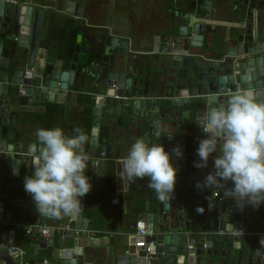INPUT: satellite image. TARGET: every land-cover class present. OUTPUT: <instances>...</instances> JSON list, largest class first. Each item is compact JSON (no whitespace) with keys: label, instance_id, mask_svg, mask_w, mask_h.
<instances>
[{"label":"water","instance_id":"1","mask_svg":"<svg viewBox=\"0 0 264 264\" xmlns=\"http://www.w3.org/2000/svg\"><path fill=\"white\" fill-rule=\"evenodd\" d=\"M66 1L68 10L82 15L85 0ZM183 2L187 10L179 16L182 23L175 26L177 33L155 37L154 49L170 75L159 87L149 88L137 73L128 71L127 38L106 37L99 49L93 41V53L77 40L66 51L39 61L36 53L43 7L30 0H0L1 213L13 215L22 207L30 213L36 210L23 182L34 174L38 150L13 131L17 119L38 102L59 96L69 101L73 93L86 90L87 77L96 89L89 93L92 149L101 157H110L122 147V138L126 142L142 138L150 145L161 144L176 158L180 175L187 169L185 150L191 146L180 133L198 145L207 138L198 122L206 119L211 107L238 90L252 89L258 102H264V0H233V16L240 30L230 44L224 42L207 56L202 49L194 52L192 48L202 46L203 33L210 25L203 20H209L212 0ZM8 39L12 43L6 52ZM182 116L185 118L180 120ZM175 148L182 155L177 156ZM203 181L180 176L168 202L157 199L154 190L146 195L148 203L145 211L137 213V226L150 231L146 240L153 243V249L146 251L132 244L115 257V264H264V202L255 207L237 203L228 191L232 182L228 187L198 188L197 183ZM75 216L82 223L81 213ZM86 226L83 222L82 228ZM85 238L89 240L75 234L72 259L61 250L58 264L89 263L85 257L95 255L86 248L93 242L86 241L83 248L80 243ZM31 245L34 259L29 264H53L39 257L40 249H53V240L40 236ZM18 260L0 250V264Z\"/></svg>","mask_w":264,"mask_h":264},{"label":"crops","instance_id":"2","mask_svg":"<svg viewBox=\"0 0 264 264\" xmlns=\"http://www.w3.org/2000/svg\"><path fill=\"white\" fill-rule=\"evenodd\" d=\"M30 1L44 9L36 53L39 61L66 51L69 46L77 43V40L79 43H86L89 52L93 53V41L99 49L105 38L111 36L129 40V55L125 56L130 62L128 71L131 75L133 72L137 73L139 78L149 84V88L159 87L170 75L169 69L160 59L161 54L156 53L154 49L155 37L165 33H177L178 28L175 26L182 23L178 21L179 16L187 10L184 0H85L82 15L68 10L66 0ZM72 2L76 3V0ZM233 10V0H212L209 20H203L210 25L203 33L202 46L192 48L194 52L202 49L207 56L210 50H219L224 42L231 43L232 36L240 30ZM11 43L10 39L5 41L6 52L11 49ZM91 80V77H87L86 90L82 93L80 91V94L73 93L69 101L66 96H59L56 100H44L29 107V110H25L17 119L15 128H9L17 132L27 145L34 143L36 150L39 147L35 136L37 129L59 127L69 137L75 134L73 129H82L89 136V141L84 145L89 157L85 175L89 177L92 185L90 192L81 198L82 206L79 212L82 223L87 224L84 228L82 223L78 224L77 216L59 220L40 219L36 210L30 213L23 207L22 211L13 215L0 212V220L8 223L0 228V243H7L25 251L22 255L11 253L13 260L19 259L14 264H29V261L34 259L31 244L40 240V235L25 231L26 225L38 224L52 229L53 234L48 240L54 241L53 249H40L39 257H45L53 264L59 263L61 250L64 251L65 257L71 258L75 234L89 239L85 238L84 243H80L83 248L86 241L93 242V245L86 249L95 256H86L85 259L89 263L85 264H115V257L135 243L134 234L140 229L137 226V213L145 211V203H148L145 196L152 193L153 189L148 187L147 178L129 182L124 175L122 161L135 142V137L129 142L122 138V147H117L120 149H116L110 157H101L92 149L90 137L93 102L89 93L95 92L96 89L91 86ZM182 118L185 117L182 116L180 120ZM183 133L179 136L191 146L185 150L187 169L184 175L179 174L181 169L177 165V159L171 156V163L177 168V181L180 176H191L195 181H203L209 173L214 172L216 154H210L206 167H195L194 163L199 161L196 154L198 145L194 139L191 138L190 141ZM4 231H7V235H4ZM5 236L7 241H4ZM0 250L5 251L2 248Z\"/></svg>","mask_w":264,"mask_h":264},{"label":"clouds","instance_id":"3","mask_svg":"<svg viewBox=\"0 0 264 264\" xmlns=\"http://www.w3.org/2000/svg\"><path fill=\"white\" fill-rule=\"evenodd\" d=\"M207 138L199 140L197 168L207 166L215 153L214 172L198 188H214L232 182L228 191L237 203L253 207L264 202V102H258L252 89L230 94L226 101L211 107L207 117L198 122ZM66 136L59 127L37 129L38 152L34 174L24 178V190L31 196L36 212L43 218L59 220L74 217L81 210V198L91 190L88 155L84 145L89 136L80 128ZM219 151V154L217 152ZM173 152L182 155L179 148ZM129 182L148 179L156 198L168 202L177 182V168L161 144H148L137 138L122 161ZM26 264V263H25Z\"/></svg>","mask_w":264,"mask_h":264},{"label":"built area","instance_id":"4","mask_svg":"<svg viewBox=\"0 0 264 264\" xmlns=\"http://www.w3.org/2000/svg\"><path fill=\"white\" fill-rule=\"evenodd\" d=\"M214 195L215 196L217 195L216 192L214 193ZM7 224H8L7 222L0 220V228L4 227ZM25 231L27 233L37 234V235H40L46 238L51 237L53 234L52 229H50L48 226H43V225H38V224L26 225ZM148 233H150V231H147L144 228L138 229L136 233L134 234L136 238L134 245L136 247L142 246L144 247L146 251H151L153 249V243L151 241L146 240ZM0 248L5 249V251H7L8 253H15L19 255H22L25 252L24 249H21V248L12 246V245H8L7 243H0ZM19 264H25V263H19Z\"/></svg>","mask_w":264,"mask_h":264}]
</instances>
